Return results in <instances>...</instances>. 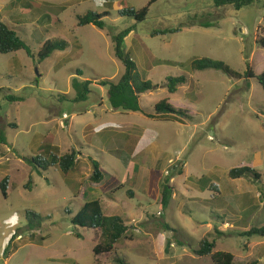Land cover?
<instances>
[{
  "label": "rangeland",
  "instance_id": "obj_1",
  "mask_svg": "<svg viewBox=\"0 0 264 264\" xmlns=\"http://www.w3.org/2000/svg\"><path fill=\"white\" fill-rule=\"evenodd\" d=\"M151 1L0 0V21L33 52L0 53V127L6 139L0 142V182L10 177L7 196L0 187V264H119L118 257L128 264H214L210 256L195 253L203 237L216 241L215 251L232 253L236 264L253 259L264 264V237L241 235L264 225V88L257 77L191 66L208 57L242 74L248 63L257 76L264 72V48L257 43L264 35V0L239 10L217 8L213 0H157L142 22L125 10L127 5L140 10ZM88 11L109 13L104 29L77 25ZM203 22L219 24L188 25ZM181 25L179 32L153 35ZM127 28L133 32L123 49L155 85L141 94L142 108L153 111L168 99L188 110L184 123L110 104L101 81L117 82L125 71L113 35ZM48 39L66 40L69 47L39 61ZM78 69L81 79L92 81L87 101L73 100ZM179 75L189 82L170 93L167 78ZM12 95L24 99L11 101ZM72 150L80 160L68 174L32 161ZM89 157L125 185L135 181L140 195L132 197L120 190L124 186L101 193L104 205L115 196L119 206L106 214L129 225L108 254L94 253L99 230L73 223L101 192L91 180ZM240 166L255 168L262 179L230 178L229 171ZM155 169L162 178L183 170L171 179L174 194L164 210L157 193L143 192ZM129 206L146 213L130 214Z\"/></svg>",
  "mask_w": 264,
  "mask_h": 264
},
{
  "label": "trees",
  "instance_id": "obj_2",
  "mask_svg": "<svg viewBox=\"0 0 264 264\" xmlns=\"http://www.w3.org/2000/svg\"><path fill=\"white\" fill-rule=\"evenodd\" d=\"M157 0H152L147 6L140 10L135 8L125 7V10L130 13V16L135 17L138 22H142L147 18L149 6L155 3ZM257 0H213L214 6L217 8L232 6L236 10H239L245 6L253 4ZM109 13L105 12L103 14L88 11L84 15L78 16V26H85L88 24H93L100 29L105 28L104 17L108 16ZM124 15V14H122ZM219 22H203V23H188L189 26L199 25L203 27H211L218 25ZM184 25L178 26L176 28H165L155 32L156 34H167L175 33L182 30ZM133 28H127L116 35H113V40L115 43L116 56L124 63L125 71L121 78L117 82H112L110 80H102L103 86H108V98L110 104L114 109H123L126 111H137L142 112L144 115L150 118L166 120V121H179L184 123L185 119L190 118L188 110H183L176 108L168 102V99H163L155 105L153 111H145L140 103V97L142 93L151 91L154 89L155 85L152 81L143 77L138 69L136 62L131 57L129 53H126L123 49L125 40L132 34ZM257 43L264 48V35L257 38ZM69 47L66 40L63 39H48L42 44V48L38 53L39 61H43L50 57L52 53L56 50H65ZM24 49L29 56H33V52L29 45L18 35V33L13 30L6 22L0 21V53L7 54ZM191 66L196 70H206V69H216L221 70L231 77L242 78L243 76L249 79L257 77L261 85L264 88V72L260 75L251 69L249 63L247 64V70L244 74L236 72L227 63L222 60H215L208 57L197 58L191 62ZM76 75L72 80V87L76 92L74 101L82 102L87 101L91 95V80L81 79L82 71L77 70ZM189 78L185 75L170 76L167 78V89L170 93H176L181 85L187 84ZM11 101L23 100V97L19 96H8ZM1 115V106H0ZM5 135L3 129L0 127V142H5ZM49 157L38 155L32 158L34 163L39 164L43 167V162L45 164L44 169L48 170L51 166H58L63 173L68 174L70 170L76 165V150L67 152L64 155L52 154ZM37 158L41 160L38 161ZM130 155H126V161ZM92 164V174L91 180L95 183H100L105 178V172L101 169L100 162L96 159L89 157ZM125 160V158H124ZM126 163V164H127ZM41 172L40 170H38ZM183 173L182 169H179L177 173L173 172L168 176H163L161 170L155 169L150 172V182L149 191L158 194V204L161 209L164 210L169 207L174 194V188L171 185V179ZM229 177L232 179L239 178H250L260 181L262 179V174L258 172L255 168L251 166H240L232 168L229 173ZM10 177L5 176L0 182L1 190L4 196L8 195ZM160 186H162L161 190ZM123 188V186H121ZM73 223L82 228L94 229L100 231V237L97 244L94 247V253L96 255L108 254L116 249V244L128 233L129 225L126 221L118 215H107L104 212L102 203L99 199L87 201L80 211L73 217ZM245 236L258 235L264 237V225L260 227H252L249 231L241 233ZM81 237V234H78ZM217 244L215 240H210L208 237H203L199 242V247L195 250L196 255L199 256H210L214 264H236L235 257L232 253L226 251H215ZM119 264H128L124 258H117ZM257 259H253L246 264H258Z\"/></svg>",
  "mask_w": 264,
  "mask_h": 264
},
{
  "label": "crops",
  "instance_id": "obj_3",
  "mask_svg": "<svg viewBox=\"0 0 264 264\" xmlns=\"http://www.w3.org/2000/svg\"><path fill=\"white\" fill-rule=\"evenodd\" d=\"M79 160H80V156L77 155V157H76V164H78ZM129 164H127V166H129ZM101 169L105 172V178H104L103 181H101L100 183H97L96 185H98L97 188H100L101 189V192L98 194V196H99L98 199L101 201L105 213L109 212V210L119 208V206L116 204V198H115V196L114 197H109L110 199H115V200H112L113 202H111V203H109L107 205H104L103 204V202H102V198L103 197L100 196V195H101V193L106 192L105 190H109L111 188H113V189L114 188H116V189L119 188L120 189V186H124V188L123 189H120V190H124V191L125 190H128L129 193L131 194V196L134 197V198L135 197H138V198L140 197L139 193L133 189V186L135 184V181L131 184L132 187L129 186V185H125L126 183L123 180H121L119 178H116L113 174L108 173L104 168L101 167ZM108 177H109V180H108ZM149 182H150V175H149V179L147 181V184H145L146 188L143 190V192L145 194H147V195H148V193H150V191H149ZM84 195H86V194H84ZM134 209H136V208H133L132 206H129L127 208L128 212L130 214L137 213V215H141L142 216L143 213H146V211H145L144 208H138L137 210H134ZM106 210H108V211H106Z\"/></svg>",
  "mask_w": 264,
  "mask_h": 264
},
{
  "label": "built area",
  "instance_id": "obj_4",
  "mask_svg": "<svg viewBox=\"0 0 264 264\" xmlns=\"http://www.w3.org/2000/svg\"><path fill=\"white\" fill-rule=\"evenodd\" d=\"M160 214V213H159Z\"/></svg>",
  "mask_w": 264,
  "mask_h": 264
}]
</instances>
